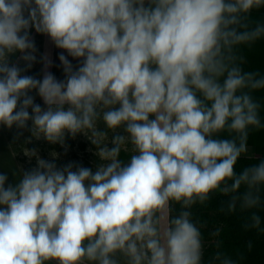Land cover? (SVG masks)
<instances>
[{"label": "clouds", "instance_id": "clouds-1", "mask_svg": "<svg viewBox=\"0 0 264 264\" xmlns=\"http://www.w3.org/2000/svg\"><path fill=\"white\" fill-rule=\"evenodd\" d=\"M261 8L0 0V126L20 130L16 139L29 130L25 143L83 134L97 157L91 168L60 167L56 153L49 161L22 146L36 166L0 172V264H237L222 251L204 261L192 209L220 193V211H248L245 229L264 230L252 211L264 209V159L236 167L250 132L264 128L254 95L264 74L245 70L242 55L264 39V20L252 16ZM31 28L79 61L60 54L63 80L22 74L36 60ZM18 53L23 69L11 62Z\"/></svg>", "mask_w": 264, "mask_h": 264}, {"label": "rangeland", "instance_id": "rangeland-1", "mask_svg": "<svg viewBox=\"0 0 264 264\" xmlns=\"http://www.w3.org/2000/svg\"><path fill=\"white\" fill-rule=\"evenodd\" d=\"M39 34V35H35ZM30 37L34 41L36 51L34 53L36 60L32 63L31 68H28L22 74L33 76L36 78L40 74L41 79L45 71L53 74L57 80H63L64 71L63 66L59 60V56L63 53L73 66H77L79 61L68 56L64 50L57 48L50 38L46 35L37 33L34 28L30 29ZM47 55L48 59L51 61L49 67H45V61L43 57ZM20 54L11 58L12 63H18L23 69L26 67L25 62L19 59ZM34 97V102L39 104L42 108L44 107L42 99L38 96L36 91L30 93ZM31 127V122H29V128ZM20 130L15 127L8 129L7 127L0 126V172L10 171L15 168V166H22L25 170H29L36 166V159L32 157L31 159L26 156L22 150V146L27 149H36L38 155L45 160H53V153H56L55 163L62 167L70 162L82 165L84 167H93L94 162L97 157L95 156V146L90 142V140L83 134H77L72 137L70 134H66L63 145L50 144L43 138L37 140L32 139L30 143H25V141L31 136L29 130H23L22 135L19 139H16ZM125 154L123 159L128 158L127 152H122L121 155ZM244 156H254V150L248 147V151ZM14 178L9 173V183L13 182ZM216 215L215 212H210V217L213 218ZM201 231L204 240V261H208V256L211 255L212 248L210 245H215L217 242L216 236L212 233L217 229V225L207 226V224L201 223Z\"/></svg>", "mask_w": 264, "mask_h": 264}, {"label": "trees", "instance_id": "trees-1", "mask_svg": "<svg viewBox=\"0 0 264 264\" xmlns=\"http://www.w3.org/2000/svg\"><path fill=\"white\" fill-rule=\"evenodd\" d=\"M252 16L254 19L264 20V8L254 11ZM242 55L245 58L243 65L245 70L264 74V39L258 40L251 46H244ZM36 79H41L40 74ZM254 95L261 100L264 107V90L257 91ZM261 115L264 118V111ZM248 147L253 148L254 156H242L237 163V171L264 159V128L250 132ZM124 156L125 154L121 155V158L123 159ZM227 199L228 197L223 194L213 193L206 204H197L192 209L194 219L207 226L215 224L220 230L219 235L216 236L217 242L213 246L210 245L213 252L208 256V261L216 251H222L231 256L237 264H264V230L245 229L244 224L251 214L248 211H241L239 208L232 213L220 211L223 202ZM252 211H256L261 216V229H264V209ZM210 212H215L216 215L211 218Z\"/></svg>", "mask_w": 264, "mask_h": 264}, {"label": "crops", "instance_id": "crops-1", "mask_svg": "<svg viewBox=\"0 0 264 264\" xmlns=\"http://www.w3.org/2000/svg\"><path fill=\"white\" fill-rule=\"evenodd\" d=\"M18 166V165H17Z\"/></svg>", "mask_w": 264, "mask_h": 264}]
</instances>
